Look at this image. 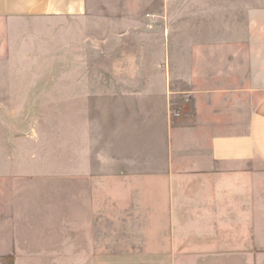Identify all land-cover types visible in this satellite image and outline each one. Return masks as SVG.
<instances>
[{"label":"crops","instance_id":"obj_1","mask_svg":"<svg viewBox=\"0 0 264 264\" xmlns=\"http://www.w3.org/2000/svg\"><path fill=\"white\" fill-rule=\"evenodd\" d=\"M36 19L115 66L70 90L80 264H264V0H0Z\"/></svg>","mask_w":264,"mask_h":264},{"label":"rangeland","instance_id":"obj_2","mask_svg":"<svg viewBox=\"0 0 264 264\" xmlns=\"http://www.w3.org/2000/svg\"><path fill=\"white\" fill-rule=\"evenodd\" d=\"M70 26L0 23V217L9 237L11 225L19 228L12 233L19 246L15 251L16 240L9 241V259L0 264H80L90 245L79 234L76 209L68 211L81 186L75 169L82 149L70 90H84L85 75L100 88V74L115 66L101 64L98 50L84 44L99 35L67 34ZM78 103L86 107V99Z\"/></svg>","mask_w":264,"mask_h":264}]
</instances>
